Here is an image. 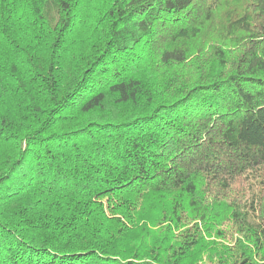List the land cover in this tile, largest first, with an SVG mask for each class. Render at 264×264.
I'll list each match as a JSON object with an SVG mask.
<instances>
[{
	"label": "trees",
	"instance_id": "16d2710c",
	"mask_svg": "<svg viewBox=\"0 0 264 264\" xmlns=\"http://www.w3.org/2000/svg\"><path fill=\"white\" fill-rule=\"evenodd\" d=\"M0 264H264V0H0Z\"/></svg>",
	"mask_w": 264,
	"mask_h": 264
},
{
	"label": "rangeland",
	"instance_id": "374dc122",
	"mask_svg": "<svg viewBox=\"0 0 264 264\" xmlns=\"http://www.w3.org/2000/svg\"><path fill=\"white\" fill-rule=\"evenodd\" d=\"M226 236H227V237H226V240L223 241V242H225V243H227V244H231V243H232V240H231L230 235H226Z\"/></svg>",
	"mask_w": 264,
	"mask_h": 264
}]
</instances>
